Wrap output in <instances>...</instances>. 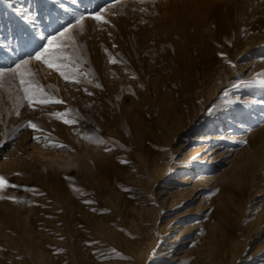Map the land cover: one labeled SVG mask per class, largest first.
Wrapping results in <instances>:
<instances>
[{
	"label": "rangeland",
	"instance_id": "1",
	"mask_svg": "<svg viewBox=\"0 0 264 264\" xmlns=\"http://www.w3.org/2000/svg\"><path fill=\"white\" fill-rule=\"evenodd\" d=\"M260 81L264 0H0V264H264Z\"/></svg>",
	"mask_w": 264,
	"mask_h": 264
},
{
	"label": "snow or ice",
	"instance_id": "2",
	"mask_svg": "<svg viewBox=\"0 0 264 264\" xmlns=\"http://www.w3.org/2000/svg\"><path fill=\"white\" fill-rule=\"evenodd\" d=\"M91 19H93V20H95V21H101V20H104L105 23H108V22H109V21H107L106 19H104L103 16H102L99 12H97L96 14H92V15H91ZM41 39H42V40H43V39H47V40H48L47 46H43V45H42V46H39V47H43V51L38 52V53L35 55L34 58H35L36 60H38V61H39V60H43L45 63L50 64V61L48 60V55L50 54V51H51V49H52V46H53V43H54L55 37H49V38L41 37ZM220 55H221L222 57L225 56L224 53H221ZM61 75L63 76L64 73L61 72ZM65 78H67V77H65ZM77 82H78V81H77ZM20 83H21V85H24V84H25V81L22 79V80L20 81ZM260 83H261V84H264V81H260ZM24 91H25V93H26V99H28L29 103L31 104V102H32L34 99H36V97H35L34 95H32V94L29 93V89H28V88H25ZM37 102H38V103H41V104H46V103L49 102V100L45 98V99H39ZM54 102H55V103H63V101H60V100H56V101H54ZM65 122L67 123L68 121H65ZM29 126L32 127L33 129H36V127H37L35 124H32L31 122H29ZM34 139H35V137H34ZM241 143H246V141H241ZM125 162H126V161H125ZM5 184H6V181L4 180V178H3V177H0V188H3ZM9 199H14V198L9 197Z\"/></svg>",
	"mask_w": 264,
	"mask_h": 264
},
{
	"label": "bare ground",
	"instance_id": "3",
	"mask_svg": "<svg viewBox=\"0 0 264 264\" xmlns=\"http://www.w3.org/2000/svg\"><path fill=\"white\" fill-rule=\"evenodd\" d=\"M8 9H9V8H8ZM9 10H10V13H11L12 15H15V16H16V11H15L14 9H9ZM185 35H186V33H185L184 35L181 34V37L185 39ZM129 105H130V101H126V102H125V112H126V114H128L127 107H128ZM127 118L130 119L131 123L133 124V126H134L135 128H137V127L139 126L140 121H139L136 117H132L131 115H127ZM197 264H201V263H198V262H197Z\"/></svg>",
	"mask_w": 264,
	"mask_h": 264
}]
</instances>
